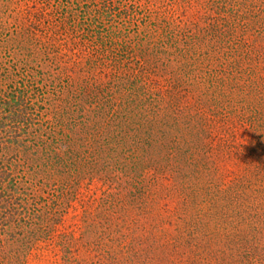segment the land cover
I'll return each mask as SVG.
<instances>
[{"label":"rangeland","instance_id":"374dc122","mask_svg":"<svg viewBox=\"0 0 264 264\" xmlns=\"http://www.w3.org/2000/svg\"><path fill=\"white\" fill-rule=\"evenodd\" d=\"M255 1L264 7V0ZM229 2L0 0V91L28 86L35 111L41 110L50 124L81 130L71 170L59 175L27 170L8 185L19 204L40 207L45 227L36 225L35 235L28 232L23 239L22 230L14 229L0 264L165 262L160 237L177 236L182 226L178 199L164 196L175 193L176 173L167 176L159 168L152 174L145 135L132 151L135 126L127 127L139 115L137 105L143 114L150 106L160 107V117L168 113L170 98L185 114L192 105L203 106L211 119L206 178L222 187L241 179L255 182L248 170L254 132L218 115L238 114L241 99L249 97L236 92L229 102L220 95L215 99L218 87L207 90L189 77L191 72L184 73L188 68L182 69L179 55L183 36H197L201 52L212 57L209 69L221 63L226 70L250 68V79L264 83V60L257 56L264 40L252 24L231 31ZM229 37L239 41L234 44ZM173 41L179 43L176 48ZM81 87L88 99L76 96ZM126 113L130 121L124 120ZM123 126L127 137L119 148ZM138 159L142 168H135ZM138 178L151 201L137 199Z\"/></svg>","mask_w":264,"mask_h":264},{"label":"trees","instance_id":"16d2710c","mask_svg":"<svg viewBox=\"0 0 264 264\" xmlns=\"http://www.w3.org/2000/svg\"><path fill=\"white\" fill-rule=\"evenodd\" d=\"M227 11L233 20L232 32L237 28L246 30L252 24L254 32L264 40L262 4L255 0H230ZM194 39L199 41L197 36L187 34L181 39L183 45L179 48V55L184 60L182 69L188 68L184 73L191 72L189 77L207 90L218 87L212 92V95L217 92L215 99L220 95V99L225 98L229 102L236 92L249 97L248 102L241 99L242 105L234 112L238 114L226 110L218 115L230 123L237 121L240 127L247 125L254 132L255 142L250 148L252 155L248 170L252 174L250 177L254 175L255 182L252 178L241 179L229 187H222L206 178L211 149V119L203 106L192 105L193 111L188 107L189 113L185 114L170 98L168 113L160 117V107L152 110L154 107L150 106L143 114V109L137 105L139 115L135 122H130L132 125L128 127L123 126L124 130L120 128L119 148L124 146L127 137L125 128L130 131V127L135 126L130 144L132 151L137 150L142 135H145L142 143L151 148L149 159L152 166L149 169L152 174L159 168L167 176L169 172L176 173L175 195L164 196L178 199V219L182 226L177 236L162 233L160 246L164 249L165 262L159 261L160 264H264V83L257 85L256 80L250 79V72L246 71L250 68L243 72L238 68L226 70L221 63L217 64L219 68L209 69L208 60L212 57L201 52ZM232 41L237 43L239 40L232 38ZM177 43L172 42L174 48ZM257 56L264 60V50ZM79 89L78 99H88L85 87ZM33 97V91L25 85L0 91V253L3 245L6 249L13 239L14 229L22 230L23 239L28 232L35 235L33 227L36 225L39 229L45 227V223L40 225V207L34 201L31 203L34 206L19 204L18 196L7 190L8 185L16 183L15 177L27 170L37 172V175H59L62 171L71 170L74 154L76 156L80 146L76 135L81 134V130L68 128L64 131L50 124L41 110L35 111L36 100ZM129 115H123L124 120L130 121ZM82 123L80 121L78 125ZM109 145L111 141L107 140L105 147ZM124 150L127 151L126 148ZM140 164L138 159L135 168H142ZM135 183L137 199L143 197L151 201L149 194L144 196L143 179L138 178ZM5 258L11 259V254Z\"/></svg>","mask_w":264,"mask_h":264}]
</instances>
